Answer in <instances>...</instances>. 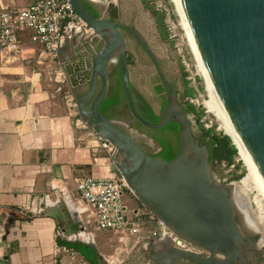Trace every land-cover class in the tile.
Segmentation results:
<instances>
[{"label": "water", "instance_id": "95a60500", "mask_svg": "<svg viewBox=\"0 0 264 264\" xmlns=\"http://www.w3.org/2000/svg\"><path fill=\"white\" fill-rule=\"evenodd\" d=\"M177 2L205 78L264 186V0ZM70 4L86 28L103 42L91 57L77 50L79 56L73 54L63 61L80 119L96 137L116 149L114 166L139 204L177 237L203 251H184L172 242L160 249L152 242L144 251L149 262L263 264L264 250L258 247V237L242 229L232 183H221L214 175L210 140L205 134L203 139L194 134L189 112L142 32L125 22L120 11L118 20L111 19L110 11L94 16L87 4L104 11L101 3L70 0ZM124 33L142 47L169 92L156 124L137 109ZM67 50L69 45L62 47L58 58ZM114 62L134 122L149 131L178 125L179 151L171 161L148 153L128 131L102 113L110 91L109 66ZM74 243L79 242L75 239ZM87 247L100 255L93 245Z\"/></svg>", "mask_w": 264, "mask_h": 264}, {"label": "crops", "instance_id": "0c3cea01", "mask_svg": "<svg viewBox=\"0 0 264 264\" xmlns=\"http://www.w3.org/2000/svg\"><path fill=\"white\" fill-rule=\"evenodd\" d=\"M2 2L22 9L31 0ZM96 41L67 39L69 50L59 59L41 56L42 47L26 36L20 54L0 53V264H90L61 244L75 239L93 245L100 264L131 252L118 235L98 230L75 184L79 177L119 176L102 141L79 126V111L72 113L65 97L63 61L79 56L77 50L91 57Z\"/></svg>", "mask_w": 264, "mask_h": 264}, {"label": "rangeland", "instance_id": "374dc122", "mask_svg": "<svg viewBox=\"0 0 264 264\" xmlns=\"http://www.w3.org/2000/svg\"><path fill=\"white\" fill-rule=\"evenodd\" d=\"M160 5H162V8H160ZM102 6H104V11H101V14H106L107 11H110L111 14L113 11L117 13L120 11L122 19L138 28L146 37L149 45L160 61L166 78L176 87L179 101L184 104L186 111L190 114L194 134L202 139L205 131H211L212 135L216 134L221 137L228 136L222 127V123L213 114L208 112L206 102L209 100V97L206 80L200 67H198L199 64L190 47L186 31L182 25V20L174 1L107 0ZM96 40L99 42L100 39L96 38ZM125 40L128 48L133 88L136 93H142L150 99H155L154 107L156 113L159 114L161 99L155 97V89L157 85L161 87V82L156 75L151 60L130 35L125 34ZM109 70L112 76L113 87H119L117 62L110 64ZM121 98H123L122 94ZM142 107L140 109L143 113L148 114L147 107ZM190 107H193L195 111L192 112ZM113 115H115V122L128 131L144 149L152 153L159 151L160 146L153 140V137L157 135L138 127V124L134 122L129 113L124 100ZM208 139L210 140V137ZM230 139L237 149L233 139L231 137ZM247 173V162L240 156L238 149L234 155L232 165H228L226 162L214 163L215 177L221 183H237L242 186L243 195L240 194V205L245 209H249L248 214L258 215V208L254 200L257 191L252 187H244L241 185ZM118 175L120 176L119 173ZM124 202L128 208L141 209L144 212H148L140 206L138 200L130 190L124 193ZM237 213L240 214L238 210ZM95 237L98 242H102L101 234L96 230ZM130 254L132 253L130 252ZM130 254L128 256L125 252L119 255L120 260L118 261H121L120 264H151L148 256L143 260L142 258L136 259L134 254L132 256ZM107 261L108 259L105 258L103 264H109Z\"/></svg>", "mask_w": 264, "mask_h": 264}, {"label": "built area", "instance_id": "2783aa9c", "mask_svg": "<svg viewBox=\"0 0 264 264\" xmlns=\"http://www.w3.org/2000/svg\"><path fill=\"white\" fill-rule=\"evenodd\" d=\"M90 1L101 4L107 2ZM26 36L42 47L41 56L47 54L54 58L58 57L67 39L75 37L79 41H91L98 38L92 30L86 28L70 0H31L22 9L5 7L0 0V53L20 54ZM65 97L69 110L76 113L77 102L70 89ZM78 122L80 127L87 128L81 119ZM92 135L95 136L94 133ZM102 143L112 158L116 149L106 141ZM75 184L84 210L88 217L94 219L98 230L118 235L121 243L130 245L136 259L145 260L146 247L157 240L172 242L176 248L184 251L203 253L177 237L149 212L128 208L124 202V193L130 189L121 176L79 177L75 179ZM112 264H120V261H113Z\"/></svg>", "mask_w": 264, "mask_h": 264}, {"label": "bare ground", "instance_id": "6f19581e", "mask_svg": "<svg viewBox=\"0 0 264 264\" xmlns=\"http://www.w3.org/2000/svg\"><path fill=\"white\" fill-rule=\"evenodd\" d=\"M174 3L176 4L177 10L179 12V15L181 17L182 20V25L186 31V35L188 37V41L190 44V47L196 57V60L199 64L198 67H200L201 72L205 78V75L203 73L202 67L198 61L195 49L193 47V44L191 42L190 36L188 34L183 16L181 14L179 5L177 0H173ZM206 80V78H205ZM206 84H207V89H208V97L209 100L206 102V106L208 109V112H210L211 114H213L221 123H222V127L225 130V132L227 133L228 136H230L235 145L237 146L240 156L246 160L247 165H248V173L246 175V177L242 180L241 185H243L244 187H252L257 191V195L256 198L254 199L256 201V205L258 208V215H250L248 214V208H244L240 205V194L243 195V189L242 186L238 185L237 183H232V190H233V203H234V207L235 210L237 209L238 212L240 214L236 213L240 219L241 222V226L242 229L244 230V232L249 235V236H255L258 237V247H260L263 250V246H264V186L262 185L260 178L258 177L257 173L255 172V170L253 169L249 159L247 158L246 154L244 153L240 143L238 142L235 134L233 133L231 126L229 125L227 119L225 118L224 114L222 113L220 106L215 98V95L212 91V89L210 88L207 80H206ZM249 189V188H248ZM250 208V206H249ZM250 212V211H249ZM255 217V218H254ZM264 264V262H263Z\"/></svg>", "mask_w": 264, "mask_h": 264}, {"label": "trees", "instance_id": "16d2710c", "mask_svg": "<svg viewBox=\"0 0 264 264\" xmlns=\"http://www.w3.org/2000/svg\"><path fill=\"white\" fill-rule=\"evenodd\" d=\"M89 10L94 14V16L98 17L99 14L97 13L96 9L91 5V4H87ZM117 12L112 13V15L114 17L117 16ZM158 17V16H157ZM159 18V17H158ZM128 61H129V65H130V60L128 57ZM118 76H119V87H113L112 92L110 93L108 99L104 102L103 106H102V113L104 115H106L108 118L109 116V111L112 107L120 105L122 103V98H121V94L124 97V92L120 83V75L118 72ZM162 89L158 88V91L160 92ZM167 104V102L164 103V105ZM192 112L195 111V109L193 107H190ZM139 113L148 121L152 122V123H157L158 122V115H156L149 107H148V114L143 113V111L138 108ZM138 127L143 128L138 122ZM173 134H175L176 136H178L179 133V127L176 124L170 125L168 127ZM205 135L210 137V147H211V151H212V156H213V160L214 162H226L228 165H232L233 164V159H234V155L237 152V149L235 148V146L232 144V140L230 139V137L228 136H218L216 134L212 135L211 131H205ZM156 142L163 148V151L159 154L161 155L164 159L171 161L173 158L176 157V155L178 154L179 151V147H177V151L174 152L173 151V147L165 140L163 139H159L158 137H155ZM63 246L67 247L68 249L71 250H76L78 253H80L82 255V257L90 264H99L98 260H97V256L96 253L93 249L86 247L84 245L81 244H76V243H61Z\"/></svg>", "mask_w": 264, "mask_h": 264}, {"label": "flooded vegetation", "instance_id": "af4514ba", "mask_svg": "<svg viewBox=\"0 0 264 264\" xmlns=\"http://www.w3.org/2000/svg\"><path fill=\"white\" fill-rule=\"evenodd\" d=\"M94 7V6H93ZM95 9H96V11H97V13L100 15L101 14V11L98 9V8H96V7H94ZM118 14H117V16L116 17H114L112 14H111V19L112 20H118ZM121 21V20H120ZM125 34L126 33H124V37H125ZM133 38V37H132ZM134 39V38H133ZM136 42V41H135ZM137 43V42H136ZM96 52L97 51H99L103 46H102V44H103V42L101 41V40H99V42L98 41H96ZM138 44V43H137ZM139 45V44H138ZM140 46V45H139ZM141 47V46H140ZM142 48V47H141ZM151 63H152V61H151ZM160 64V63H159ZM153 65V64H152ZM160 67H161V64H160ZM153 68H154V66H153ZM155 69V68H154ZM161 70H162V68H161ZM163 71V70H162ZM118 72H119V69H118ZM155 72H156V70H155ZM156 75H157V77H158V79H159V81L161 82V87H159L158 85H157V87H156V89H155V97H159L160 99H161V107H159V113H160V111H161V109H162V107L164 106V103L166 102V98H167V96H168V94H169V92L167 91V89L165 88V86L163 85V83H162V81H161V79L159 78V76H158V74H157V72H156ZM170 82V81H169ZM121 83V82H120ZM171 83V82H170ZM112 87H113V85H112V76H111V73H110V91H109V93H111L112 92ZM158 88H161L162 90L159 92L158 91ZM132 90H133V94H134V100H135V103H136V105H137V107L138 108H143L142 106H146L147 107V110H148V107L156 114V115H159V114H157L156 113V110H155V107H154V103H155V99H150V98H148L146 95H144V94H142V93H136L135 92V90H134V88H133V85H132ZM154 97V98H155ZM124 98V97H123ZM122 98V102H123V99ZM126 103V102H125ZM122 104V103H121ZM120 104V105H121ZM120 105H117V106H114V107H112L111 109H110V111H109V114L111 115V120H114V116L115 115H113V114H115L116 113V111H117V109H118V107L120 106ZM166 105V104H165ZM137 123V122H136ZM171 125H173V124H171ZM170 126V125H169ZM168 126V127H169ZM168 127H166V128H164V129H162V130H160V131H149V130H147V131H149V132H153L154 134H156L157 136H155V137H158L159 139H163V140H165V141H167L172 147H173V151L174 152H176L177 151V147H178V136H176L175 134H173V132L168 128ZM163 133H164V136H163ZM161 136H163V137H161ZM155 137H153V140L156 142V140H155ZM157 143V142H156ZM159 145V144H158ZM160 146V145H159ZM148 153H150L151 155H159L162 151H163V148L160 146V149H159V151L157 152V153H152V152H150L149 150H147V149H145ZM141 206V205H140ZM153 243L154 244H156V245H158V248H160V249H162V248H165V247H167V246H169V242L168 241H166L164 244H162L161 243V241H153ZM99 264H100V262H99ZM181 264H189V263H181Z\"/></svg>", "mask_w": 264, "mask_h": 264}]
</instances>
